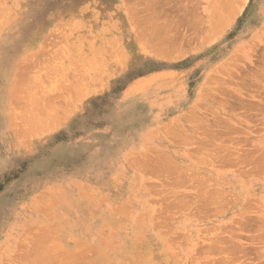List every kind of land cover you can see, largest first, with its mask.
I'll use <instances>...</instances> for the list:
<instances>
[{"label":"rangeland","instance_id":"obj_1","mask_svg":"<svg viewBox=\"0 0 264 264\" xmlns=\"http://www.w3.org/2000/svg\"><path fill=\"white\" fill-rule=\"evenodd\" d=\"M42 3L0 0V264H264V0H62L6 57Z\"/></svg>","mask_w":264,"mask_h":264},{"label":"bare ground","instance_id":"obj_2","mask_svg":"<svg viewBox=\"0 0 264 264\" xmlns=\"http://www.w3.org/2000/svg\"><path fill=\"white\" fill-rule=\"evenodd\" d=\"M150 1V0H149ZM59 1L58 0H43V3L40 5V6H37V7H39V8H37V9H33V8H31V12H30V14H27L28 16H25V18H24V20H26L24 23H21V26L22 25H24L25 26V28H26V31L24 30V29H21V31H19V33L16 35V36H14V37H12L13 38V41H11L9 44H10V46H9V49H8V51H6V57H9V55H10V53H11V50H12V47L14 46V44H18V43H25V42H30V39L34 36V28H40L43 24H44V22L46 21V20H48V14H50V9H53V8H56V9H58V7H59V9H61L62 8V6L64 5V3H62V0H60V2L58 3ZM153 3V2H152ZM226 4V3H225ZM149 5V4H148ZM147 5V6H148ZM85 7V6H84ZM148 8V7H147ZM3 10V9H2ZM148 11V10H147ZM154 11V10H153ZM156 11V10H155ZM142 12V11H141ZM137 13V12H136ZM154 13V12H153ZM162 13H164V12H162ZM157 14H159V13H157ZM136 15V14H135ZM156 15V14H155ZM161 15V14H160ZM149 16V15H148ZM46 17V18H45ZM138 17V16H137ZM158 17V16H157ZM151 19L150 20H148V22L150 21H152V18L153 17H150ZM219 18V17H218ZM141 19V18H140ZM148 19H149V17H148ZM168 19V18H167ZM199 18L197 17V19H196V23H198L199 21H200V19H199V21H197ZM45 20V21H44ZM143 20V19H142ZM141 20V21H142ZM153 20H156V18L155 19H153ZM160 20V19H159ZM169 20H171V19H169ZM169 20H168V22H169ZM44 21V22H43ZM147 21V20H146ZM157 21V20H156ZM173 21V20H172ZM193 20H191V22H192ZM216 21V20H215ZM222 21V20H221ZM155 22V21H154ZM175 22V21H174ZM190 22V23H191ZM194 22V23H193ZM192 23L195 25V21H193ZM201 22V21H200ZM199 22V24H196L195 26H199L201 23ZM153 23V22H152ZM157 23V22H156ZM191 23V24H192ZM218 23V22H217ZM219 23H220V21H219ZM159 24H160V22H159ZM165 24V23H164ZM171 24V23H170ZM173 24V23H172ZM193 24H192V26H193ZM163 25V24H162ZM166 25H167V23H166ZM218 25V24H217ZM168 26V25H167ZM166 26V27H167ZM179 26V25H178ZM197 26V27H198ZM214 26V25H213ZM164 28H165V26H163ZM171 27V26H170ZM200 27V26H199ZM169 28V27H168ZM173 28V27H172ZM222 28V27H221ZM178 28H176V30H177ZM197 29H199V28H197ZM158 30V29H157ZM163 30V29H162ZM172 30V29H171ZM175 30V31H176ZM174 31V32H175ZM157 32V31H156ZM166 32V31H165ZM169 32V31H168ZM176 33H177V31H176ZM163 34H164V32H163ZM162 33L161 34H159V35H157V36H162L163 35ZM172 34V33H171ZM174 34V33H173ZM145 36V35H144ZM155 37H156V34L154 35ZM160 36V37H161ZM148 37V36H147ZM146 37V38H147ZM175 37V36H174ZM173 37V38H174ZM156 38H159V37H156ZM166 38V37H165ZM164 38H162L161 37V39L160 40H158V42H160L161 40H163ZM171 39V38H170ZM176 39V38H175ZM156 40V39H155ZM187 40H188V38H187ZM174 41V40H173ZM156 42V41H155ZM165 42H167V41H165ZM161 43V42H160ZM173 43V42H172ZM158 44V43H157ZM156 44V45H157ZM161 45V44H160ZM169 45H170V43H169ZM176 45V44H175ZM20 46V45H19ZM152 46H154L155 47V45H152ZM171 46V45H170ZM22 49V48H21ZM173 49V48H172ZM25 50V49H24ZM173 50H175V49H173ZM20 52V51H19ZM22 53H23V51H22ZM152 53H154V52H152ZM172 53V52H171ZM171 53H169L170 55H172ZM167 54V53H166ZM26 55H28V54H26ZM34 56V55H33ZM32 56V57H33ZM160 56V55H159ZM169 57V56H168ZM27 58V56L25 57V59ZM24 59V58H23ZM5 63H7V61L6 60H4L3 62H2V64L3 65H5ZM4 67L5 66H2L1 67V73H3V69H4ZM24 67V66H23ZM22 67V68H23ZM6 69H8V68H6ZM221 100H222V98H221ZM225 103V102H224ZM51 115V114H50ZM55 115V114H54ZM51 117V116H50ZM48 118V117H47ZM58 117L56 116V119H57ZM45 120H47L46 118H45ZM44 120V121H45ZM43 121V120H42ZM48 122H50L49 120H48ZM55 123V122H54ZM53 123V124H54ZM57 123V122H56ZM55 123V124H56ZM218 123V122H217ZM51 125V124H50ZM175 126H176V123L174 124ZM222 125V124H221ZM225 125V124H224ZM43 126H44V124H43ZM172 126V125H171ZM170 126V127H171ZM178 126V125H177ZM217 126H219L220 127V125L219 124H217ZM228 126V125H227ZM168 127H169V125H168ZM225 127V126H224ZM173 128V127H172ZM172 128H170V130L169 131H171V129ZM179 129H180V127H178ZM228 128L230 129L231 127H229L228 126ZM208 129V128H207ZM210 129V128H209ZM223 129V128H222ZM173 130L175 131L176 129L175 128H173ZM182 129H180V131H181ZM177 131V130H176ZM183 131V130H182ZM209 131V130H208ZM217 131H218V129H217ZM220 132H223V131H220ZM225 132V131H224ZM230 132V131H229ZM206 133V132H205ZM210 133H211V131H210ZM217 133H219V132H217ZM200 134V133H199ZM203 134H204V132H203ZM205 135V134H204ZM208 135V134H207ZM210 135H213L212 133L210 134ZM223 135V134H222ZM219 136V135H218ZM191 137V136H190ZM193 137V136H192ZM209 137V136H208ZM217 137V136H216ZM212 138V137H211ZM215 139H218V138H215ZM193 140V139H192ZM201 140V139H200ZM200 140H199V142H200ZM191 141V140H190ZM204 141V140H203ZM199 142H197V143H199ZM202 142V141H201ZM205 142V141H204ZM203 143V142H202ZM210 143V142H209ZM213 143V142H212ZM221 143V142H220ZM208 144V143H207ZM202 145V144H201ZM206 145V144H205ZM210 145V144H209ZM200 146V145H199ZM203 146V145H202ZM220 148H221V146L220 145H218ZM217 147V146H216ZM225 147H227V146H225ZM200 148V147H199ZM223 148V147H222ZM217 149H219V148H217ZM224 150V149H223ZM218 153H219V151H217ZM223 156H225V155H223ZM230 156H232V155H230ZM237 156V155H236ZM219 157V156H218ZM218 157H216V158H218ZM222 158V157H221ZM226 158V157H225ZM230 158V157H229ZM231 158H233V157H231ZM237 158H239V157H237ZM236 159V158H235ZM222 160V159H221ZM230 160H232V159H230ZM230 160H229V162H230ZM237 160V159H236ZM227 161H228V159H227ZM172 162V161H171ZM228 162V163H229ZM159 164H160V162H159ZM164 164V163H163ZM162 164V165H163ZM177 164V163H176ZM165 165H166V163H165ZM171 166L173 165L174 166V164L172 163V164H170ZM169 165V166H170ZM167 166V165H166ZM169 166H168V169H169ZM178 166V165H177ZM155 168H156V166H155ZM185 168V167H184ZM159 169V168H158ZM157 169V170H158ZM161 169V168H160ZM167 169V168H166ZM167 169V170H168ZM176 170H178V168L176 169ZM176 170H174V171H176ZM180 170V169H179ZM155 171V170H154ZM153 171V172H154ZM155 172H157V171H155ZM169 172V171H168ZM181 172H184V175H185V171H181ZM166 173H167V171H166ZM176 174H178V171L177 172H175ZM190 174V173H189ZM172 176H173V174H171ZM183 175V176H184ZM168 176V175H167ZM176 176H178V175H176ZM188 176V175H187ZM186 176V177H187ZM171 177V176H170ZM169 176H168V178H170ZM173 177H175V176H173ZM175 178H177V177H175ZM182 178V177H181ZM184 178V177H183ZM191 179V178H190ZM172 180V179H171ZM178 180V179H177ZM182 180V179H181ZM179 181V180H178ZM184 181V180H183ZM169 182V181H168ZM167 182V183H168ZM172 182V181H171ZM171 182H170V184H171ZM182 182V181H181ZM178 184V183H177ZM173 185V184H172ZM218 195H219V193H217ZM205 195V194H204ZM218 195H217V197H218ZM209 197H210V195H208ZM213 196V197H212ZM215 195L214 194H212L211 195V197L212 198H215L214 197ZM205 198V197H204ZM211 198V199H212ZM206 200V199H205ZM209 201V200H208ZM171 205V204H170ZM48 236H49V234H48ZM40 239V238H39ZM39 239H38V241H39ZM40 241H43V240H40ZM42 243V242H41ZM44 244V243H43ZM45 244H47L46 242H45ZM39 245V243H37V246ZM48 245V244H47ZM51 245V244H50ZM50 245H49V247L48 248H50ZM36 246V247H37ZM42 246V245H41ZM51 246H53V244L51 245ZM44 247H46L47 248V246L46 245H44ZM55 247V246H54ZM57 247V246H56ZM42 249V248H41ZM40 249V250H41ZM58 249V248H57ZM59 250V249H58ZM38 253V252H37ZM42 253H44V252H42ZM63 254V253H62ZM49 255V254H48ZM54 255V254H53ZM61 255V254H60ZM55 256V255H54ZM54 256H48L49 258H53ZM58 257H59V255H57ZM57 256H55L56 258H57ZM42 257H43V255H42ZM39 259H41V257H39ZM44 257H43V261H41L40 260V262H44ZM47 259V258H46ZM58 259V258H57ZM53 260V259H52ZM56 261V260H55ZM35 262V261H34ZM57 262V261H56ZM60 262V261H59ZM49 263V262H48Z\"/></svg>","mask_w":264,"mask_h":264}]
</instances>
